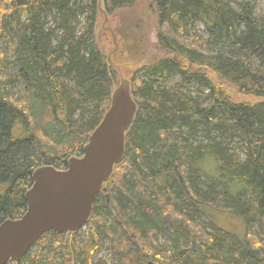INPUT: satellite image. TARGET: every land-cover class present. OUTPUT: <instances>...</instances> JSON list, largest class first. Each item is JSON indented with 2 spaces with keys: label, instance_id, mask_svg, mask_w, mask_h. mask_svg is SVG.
<instances>
[{
  "label": "trees",
  "instance_id": "obj_1",
  "mask_svg": "<svg viewBox=\"0 0 264 264\" xmlns=\"http://www.w3.org/2000/svg\"><path fill=\"white\" fill-rule=\"evenodd\" d=\"M136 1L0 0V224L24 215L38 167L63 169L83 154L117 87L97 18ZM150 1L164 55L131 80L137 112L125 155L95 199L88 233L46 232L7 264H49L57 254L62 262L50 264H95L107 241L113 264H264V17L250 1ZM192 21L205 37L187 35ZM13 24L6 54L1 39ZM131 34L129 50L139 42ZM163 76L179 77L178 87H163ZM233 90L259 100L238 101ZM220 212L244 231L220 225Z\"/></svg>",
  "mask_w": 264,
  "mask_h": 264
},
{
  "label": "water",
  "instance_id": "obj_2",
  "mask_svg": "<svg viewBox=\"0 0 264 264\" xmlns=\"http://www.w3.org/2000/svg\"><path fill=\"white\" fill-rule=\"evenodd\" d=\"M136 112L131 81L122 78L83 154L71 157L65 169L44 165L34 171L26 212L0 224V264L22 260L46 232H77L87 224L96 197L125 155L126 132Z\"/></svg>",
  "mask_w": 264,
  "mask_h": 264
},
{
  "label": "rangeland",
  "instance_id": "obj_3",
  "mask_svg": "<svg viewBox=\"0 0 264 264\" xmlns=\"http://www.w3.org/2000/svg\"><path fill=\"white\" fill-rule=\"evenodd\" d=\"M81 1L83 2V0ZM232 1L238 3L242 1H250L255 6L256 14L264 17V0ZM148 3L152 4L150 0H137L133 5L122 10L120 13H100L97 18L95 30L96 41L102 52L114 63L116 86L121 83L122 78L131 81L135 75L141 73V71L137 72L139 71L137 68L141 64L152 62L164 55V51L157 45L158 20L154 15H150L149 6L146 5ZM20 16L21 13L7 16L6 21L13 22L18 17L20 18ZM86 19L87 18L84 16L83 25L86 24ZM17 30V26L15 27V24H13L2 36L1 49L6 54H10L12 51V41L14 43L17 42L16 37L13 34V32H17ZM131 33L138 37L139 42L136 44L138 45L136 46V49L129 50L126 48V39H135ZM187 35L205 37L207 35L206 28L202 22L192 21L187 27ZM158 81L163 87L170 90L176 89L180 83L179 77L171 76H163L160 79L158 78ZM15 93H20L19 89H16ZM232 94L238 101L256 102L259 100L257 97L241 95L236 90H233ZM217 221L223 227L238 233L244 231V223L237 217L220 212L219 216H217ZM200 222L204 224L208 230H214L206 217L200 218ZM249 227L253 233H259L260 231V227L255 223L251 224ZM88 231L89 229L87 225H85L82 229V233L80 232L78 239L81 240L83 235L88 233ZM65 239H68V235L65 236ZM160 243L162 245L167 244L164 239H161ZM56 247L57 244L54 248ZM48 251L49 250H45L42 253V257L47 258L49 255ZM57 255L54 259L49 261V264L52 262H62L63 257L59 254ZM100 262L113 264L111 241H107L105 249L98 251V254L95 257V264H100Z\"/></svg>",
  "mask_w": 264,
  "mask_h": 264
}]
</instances>
